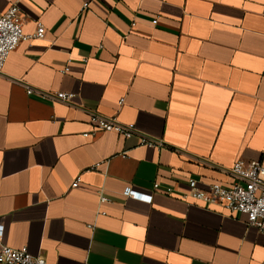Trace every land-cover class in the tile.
<instances>
[{"label":"crops","instance_id":"obj_1","mask_svg":"<svg viewBox=\"0 0 264 264\" xmlns=\"http://www.w3.org/2000/svg\"><path fill=\"white\" fill-rule=\"evenodd\" d=\"M13 4L26 34H46L0 72L3 243L47 264H264L245 214L181 197L189 178L229 184L236 161L264 164V0H0V16ZM93 112L167 148L85 137Z\"/></svg>","mask_w":264,"mask_h":264},{"label":"built area","instance_id":"obj_2","mask_svg":"<svg viewBox=\"0 0 264 264\" xmlns=\"http://www.w3.org/2000/svg\"><path fill=\"white\" fill-rule=\"evenodd\" d=\"M88 7V2L83 4V10ZM153 24L158 23V18L152 20ZM24 16L18 4H13L3 15L0 16V72L4 70L10 54L16 50L22 41L43 38L46 34L45 26L38 22L37 29L32 34H26L23 29ZM70 66L64 68L68 72ZM28 95H36L47 101L71 102L75 98L73 92H49L37 90L31 86L26 87ZM124 102L121 98L120 104ZM90 120L93 124V131L84 133L85 137L95 135L99 132H115L125 139L137 136V146H145L158 150L167 148L161 139L150 136L140 131L133 122L125 123L116 117L105 116L99 113H91ZM127 152L122 156L126 157ZM98 166V165H97ZM96 166V167H97ZM231 182L222 184L215 182L203 188L194 178L188 179L189 190L182 193L183 199H194L211 204H219L230 213H243L246 215L247 224L257 228L264 234V164L258 160H238L229 169ZM81 182L78 176L72 183L76 188ZM154 190H160L159 182L153 186ZM174 189L166 188L165 192L172 193ZM123 195L147 202L153 201V194L142 192L131 186L123 191ZM109 199L101 196L100 201L106 202ZM4 226L0 224V264H47L44 256L32 254L26 246L14 248L3 243Z\"/></svg>","mask_w":264,"mask_h":264}]
</instances>
